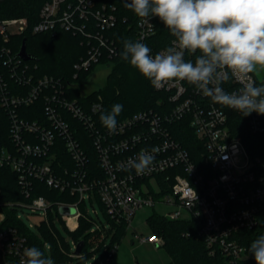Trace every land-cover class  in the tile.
<instances>
[{"label":"built area","instance_id":"1","mask_svg":"<svg viewBox=\"0 0 264 264\" xmlns=\"http://www.w3.org/2000/svg\"><path fill=\"white\" fill-rule=\"evenodd\" d=\"M97 1L45 0L33 28L34 33L55 35L62 29L95 39L98 45L92 46L87 59L75 65L77 70H87L99 63L104 52L111 57L117 51L115 42L101 33L116 26V6L97 7ZM90 19L99 30L95 34L87 31L84 23ZM158 19L151 16L146 22L139 18L136 41L146 44L156 34ZM27 27L28 20L24 17L0 18V112L7 115L13 146L10 149L0 146V166L8 165L18 174L25 195L29 197L33 193V182L37 180L74 196L75 200L56 205L64 227L71 232L79 228L80 218L86 217L88 210H83L86 201L100 202L110 219L124 224L127 230L138 211L163 203L174 207V211L165 216L167 219L200 222L198 235L211 255L222 253L227 264H256L250 262L239 232L256 227L264 214V177L260 174L264 165L260 168L261 160L252 159L241 137L233 135L226 106L213 103L187 82L173 81L155 87L165 92L168 105L161 102L159 110L137 112L117 122L116 131L110 132L97 122L101 101L90 103L86 110L78 100H69L61 80L48 75L36 78L29 61L19 57L20 50L15 52L11 48L12 38L23 34ZM166 49L151 48V54L154 56ZM187 58L195 57L186 54L185 60ZM252 76L257 85L264 83V72L261 76L257 73ZM12 82L27 86L28 91L14 92L9 84ZM241 86L234 78L223 84L228 92ZM40 99L45 102L42 120L20 118L19 107L30 106ZM230 109L243 116L240 111ZM183 119L187 120L185 131L191 130L201 143L203 151L199 163L172 130ZM73 120L89 133L99 170L92 166ZM244 120L251 132H264V115L252 112L244 116ZM153 147L158 151L153 154L155 159L150 170L137 174L128 162L136 159L142 150L151 152ZM58 149L66 153L69 160L59 156ZM20 207L40 215L38 225L48 221L52 202L40 195ZM66 207L72 208L74 213L61 214V209ZM4 217L0 212V223ZM18 218H21L19 214ZM97 229L100 230V226ZM90 232L95 230L92 228ZM103 238L104 235L94 243L89 242L88 252L94 254L98 248L102 250L107 243L102 242ZM137 239L156 246L164 244V239L155 233ZM79 242L75 241L72 250L69 248L72 259L83 256L85 245L81 254L75 255ZM117 245L106 247L107 260H112ZM29 247L32 246L28 238L17 228L0 231V251L14 258L17 264L25 258L24 251Z\"/></svg>","mask_w":264,"mask_h":264},{"label":"trees","instance_id":"2","mask_svg":"<svg viewBox=\"0 0 264 264\" xmlns=\"http://www.w3.org/2000/svg\"><path fill=\"white\" fill-rule=\"evenodd\" d=\"M45 0H0V18H21L28 20L27 30L18 36L12 38L11 48L18 52L21 49L23 40H26V50L34 57V60L29 61L28 65L31 72L36 78L45 75L55 77L61 80L65 87L66 97L69 100L76 99L88 110V105L92 102L101 101L102 109L98 113V120L101 128H104L100 121V115L111 110L114 104H122L123 111L117 117V122L132 116L133 114L145 110H159L160 103L168 105V99L165 92L156 90L154 86L143 77L134 67L130 66L127 61L120 57V52L123 50V41L130 39L136 41L137 38V17L133 11L125 7L123 0H98L97 7L101 5H115L118 16L116 26L110 30L101 32L107 40H113L117 48L116 54L111 57L104 52L99 63L93 64L87 70H77L75 65L80 64L83 60L89 57V51L92 46H97L98 43L93 38H87L81 33H73L71 31L58 30L55 35L51 33H34L33 28L39 20V12ZM87 31L98 32V28L94 24L93 19L84 21ZM174 37L171 35L165 25L157 20L156 34L146 41V44L153 50L167 48L170 41ZM190 60L191 58H187ZM193 58V62H194ZM99 65H110L111 70L107 76L105 85L91 92L88 95H82L78 89V84L86 82L91 74ZM75 75L77 77L75 78ZM14 92L26 93L27 86H21L9 83ZM101 99V100H100ZM43 99L30 106H21L17 113L20 118L27 121L43 119L44 117ZM229 115V123L233 135L241 137L246 150L252 159L259 158L261 160L260 168L264 165V132L253 133L249 130L242 116L237 111L225 107ZM0 112V146L8 149L13 148L10 141V128L7 115ZM186 119L177 122L172 128L174 135L181 141L199 163V157L202 153L201 143L191 130L186 129ZM76 124V133L82 140L84 148L90 154L92 166L99 170L96 153L91 144V137L85 127L73 120ZM25 137L30 140L28 134ZM14 150V149H13ZM58 155L69 160L66 153L58 149ZM61 160V157H60ZM66 160V161H67ZM61 163L63 161H60ZM56 165H59L56 162ZM260 174L264 177V168ZM18 174L13 171L10 166H0V212L4 214V220L0 223V231L14 227L22 232L27 238L30 245L40 248L46 256H50L56 263L68 264H85L87 258L92 257V253L87 250V245L90 240H99L103 235V241L107 240L109 235H112L110 246L118 244L121 239L127 234L128 230L124 224H116L106 214L104 206L98 202L103 211L104 216L111 225L108 232H104L100 236V232H87L91 229L94 221L87 216L80 218L79 228L71 232L67 230L61 217L58 215V202H71L75 200L69 192H61L57 189L49 188L42 181L35 180L33 182L34 191L29 197L25 195L18 182ZM264 184V179H263ZM45 196L52 202L51 211L49 212L48 221H43L36 225L41 233L39 237L25 225L22 218H18V213L23 210L20 204L31 202L33 197ZM84 211L85 205L83 208ZM59 222L63 229L73 235L76 241H84L85 247L83 256L79 259H69V246L66 244L62 233L57 226ZM148 222L152 232L161 236L164 239L163 247L166 248L170 255L168 264H227V258L222 253H216L214 256L210 254L206 243L199 237L200 222L198 220H169L165 216L157 214L152 215ZM264 234V214L260 216L258 225L252 229H246L239 232L241 243L248 249L251 242L259 235ZM83 235V238H79ZM98 236V237H97ZM49 242V251L45 248L46 242ZM99 251V248L97 249ZM101 250V249H100ZM250 254V262L256 263L253 254ZM71 258V257H70ZM111 264V260H107V252H103L100 257H97L92 264ZM0 264H17L16 260L5 255L0 251Z\"/></svg>","mask_w":264,"mask_h":264},{"label":"clouds","instance_id":"3","mask_svg":"<svg viewBox=\"0 0 264 264\" xmlns=\"http://www.w3.org/2000/svg\"><path fill=\"white\" fill-rule=\"evenodd\" d=\"M125 7L144 19L158 17L174 39L165 51L152 50L140 41L125 39L122 60L127 61L152 86L187 82L213 103L240 111L264 115V83L257 85L252 74L264 72V0H125ZM193 60H185V55ZM236 79L242 86L228 92L223 84ZM122 104L100 115L110 132L116 131ZM142 150L129 166L137 174H146L155 159ZM256 264H264V234L248 249ZM20 264H54L38 247L24 251Z\"/></svg>","mask_w":264,"mask_h":264},{"label":"rangeland","instance_id":"4","mask_svg":"<svg viewBox=\"0 0 264 264\" xmlns=\"http://www.w3.org/2000/svg\"><path fill=\"white\" fill-rule=\"evenodd\" d=\"M110 70V65H99L86 82H82L77 85L80 93L82 95H88L91 92L102 88L106 83V79L110 73ZM261 73L262 72H259L257 75L261 76ZM85 209L88 210L86 212V216L94 221L91 229L93 228L95 232H100V236L104 232H108L111 229V225L104 216L103 211L97 201L94 203L86 201ZM95 211H97V214ZM173 211L174 207L163 203H157L155 207L144 208L138 211L135 217L132 219L131 226L129 227L127 234L118 243L117 250L111 260V264H168L171 258L166 248L163 246H156L155 244L142 243L137 239V237L149 236L153 234L148 222V219L152 215L157 214L160 216H166ZM18 214L21 216L25 225L40 237L41 233L36 226L40 221V215L33 214L29 212V210H20ZM57 226L59 227L66 244L72 250L76 241L75 237L63 229L59 222H57ZM98 226H100V230L97 229ZM91 229H89L87 232H89ZM82 238L83 235L79 238V240ZM93 239L94 240H90L89 242L94 243L95 238ZM111 240L112 235H109L106 240V246L103 247L102 250H96V253L92 254V256L94 255L95 258L100 257L106 247L111 243ZM49 245L50 243L46 242L45 248L48 251L50 250ZM68 260L71 261L72 258L69 257ZM94 261L95 259H93V257H89L85 261V264L94 263ZM68 262L60 264H68ZM54 264L58 263L54 261Z\"/></svg>","mask_w":264,"mask_h":264},{"label":"water","instance_id":"5","mask_svg":"<svg viewBox=\"0 0 264 264\" xmlns=\"http://www.w3.org/2000/svg\"><path fill=\"white\" fill-rule=\"evenodd\" d=\"M19 57H21L24 60L27 61H31L34 60V57L32 55H30L27 50H26V40L24 39L21 45V49L19 51ZM74 210L72 208H62L61 209V214H73ZM85 242L84 241H80L77 244L76 250H75V255H80L82 252V249L84 247Z\"/></svg>","mask_w":264,"mask_h":264},{"label":"crops","instance_id":"6","mask_svg":"<svg viewBox=\"0 0 264 264\" xmlns=\"http://www.w3.org/2000/svg\"><path fill=\"white\" fill-rule=\"evenodd\" d=\"M89 244V243H88ZM85 245V244H84ZM163 246V245H162Z\"/></svg>","mask_w":264,"mask_h":264}]
</instances>
